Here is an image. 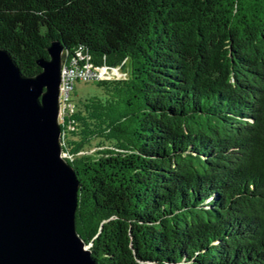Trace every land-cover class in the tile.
Instances as JSON below:
<instances>
[{
	"label": "trees",
	"instance_id": "trees-1",
	"mask_svg": "<svg viewBox=\"0 0 264 264\" xmlns=\"http://www.w3.org/2000/svg\"><path fill=\"white\" fill-rule=\"evenodd\" d=\"M51 39L127 65L59 119L95 263L264 264V0H0L22 72Z\"/></svg>",
	"mask_w": 264,
	"mask_h": 264
},
{
	"label": "water",
	"instance_id": "water-1",
	"mask_svg": "<svg viewBox=\"0 0 264 264\" xmlns=\"http://www.w3.org/2000/svg\"><path fill=\"white\" fill-rule=\"evenodd\" d=\"M21 71L0 46V264H96L75 222L78 179L62 152L63 45Z\"/></svg>",
	"mask_w": 264,
	"mask_h": 264
},
{
	"label": "built area",
	"instance_id": "built-area-1",
	"mask_svg": "<svg viewBox=\"0 0 264 264\" xmlns=\"http://www.w3.org/2000/svg\"><path fill=\"white\" fill-rule=\"evenodd\" d=\"M79 56V58L82 57L80 54ZM120 66L121 64L112 66L106 64H93L87 59L78 63L73 59L68 62L62 61L59 82V119L61 118L63 110L70 107V94L74 87L75 80L120 77L122 73Z\"/></svg>",
	"mask_w": 264,
	"mask_h": 264
},
{
	"label": "rangeland",
	"instance_id": "rangeland-1",
	"mask_svg": "<svg viewBox=\"0 0 264 264\" xmlns=\"http://www.w3.org/2000/svg\"><path fill=\"white\" fill-rule=\"evenodd\" d=\"M122 73L121 75L126 74L127 65L124 63L120 66ZM101 88L96 85L95 81L93 80H75L74 87L71 90L70 98L71 102L77 101L81 97H85L91 94H100Z\"/></svg>",
	"mask_w": 264,
	"mask_h": 264
}]
</instances>
